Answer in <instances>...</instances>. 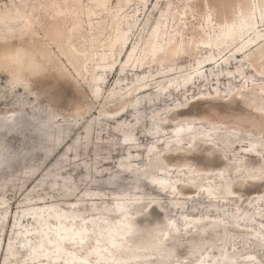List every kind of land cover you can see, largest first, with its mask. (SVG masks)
Here are the masks:
<instances>
[{
    "label": "rangeland",
    "instance_id": "obj_1",
    "mask_svg": "<svg viewBox=\"0 0 264 264\" xmlns=\"http://www.w3.org/2000/svg\"><path fill=\"white\" fill-rule=\"evenodd\" d=\"M12 1L0 0V14L6 6L16 9ZM14 1L19 3V0ZM84 1L88 2V0ZM226 1L111 0L113 10L110 13L100 9L101 14L92 17L95 23L104 22L102 25H107L99 35L93 36L92 31L75 30L72 36V42L78 50L89 49L90 53L103 52L106 49L103 46L108 44L107 40L111 32H114L110 24L115 13L123 8L124 13L131 16L133 27L129 33L128 49L121 53L120 47H115V56L109 59L116 63L115 67L105 73V82L100 81V97L97 99L93 95V76L100 70L95 67V63L88 62L87 72L79 75L75 71L58 44L47 35L51 23L50 14L52 12L50 10L42 9L41 20L45 23V28L37 21L39 19L37 13L29 14L34 23L28 27H24L23 23L16 18L17 13L13 14L15 20L6 18V21H3L0 15V58L6 54L25 52L39 64L36 70H30L28 73L31 88L29 91L19 87L10 89L13 78L9 71L13 70V67H0V155L15 149L25 153L22 162H17L9 157L8 170L0 174L4 185L0 194L8 201L5 207H0V218H2L0 221L2 230L0 232V264L5 257L4 248L15 234V230L21 232V234H15L17 239L12 242L19 252L18 259L23 260L21 264H34L26 255V247L28 248L30 244L36 245L39 241L38 237L45 233L44 229L47 227L43 229L36 222L37 218H41L39 213L42 211L39 206L35 208L31 204L44 203L46 205V203L57 202L59 210L73 206L81 218L91 219L105 208L114 209L115 206L112 203L115 199L124 197L127 192H129L128 198L136 203L129 209V217L138 220L137 229L140 231H136L137 235L143 238L145 236L143 230L147 228L151 229L154 234L150 249H144L143 244L133 245L135 253L145 256L140 260V264H251L248 262L251 259V254L255 256L252 259H256L258 264H264L263 242L250 234L253 229L241 226V230L237 231L229 221L222 220L233 213L238 216L244 212L252 214L250 209L255 204L264 203V161L258 157L245 155L243 146H248L250 140L242 139L227 152H224L218 145L204 144L200 140L196 141L195 149L188 147L189 143L186 140L183 149L163 150L164 142L161 141L159 143L161 150L158 154L160 166L189 164L186 166L187 168H181V170L185 169L187 174L184 171L179 172L178 167L173 168L169 174L175 177L173 180L176 184L175 192L177 191V193L175 194H162L145 180L140 182L139 189L133 191L131 189L132 176L125 172L120 175L115 184L107 185L109 178L107 173L116 172V162L126 151L120 145V135L123 133L115 130L114 126L115 123L120 125L119 121L114 118L110 119L111 116L101 115V113L119 112L125 105H127L126 111L142 107L135 112L140 117L144 116L139 124L134 122L131 125L138 137V149L140 150L139 155L136 154L134 158L133 156L131 158L136 166L145 163L147 159L145 151L149 145L155 143L154 136L158 138L163 135L168 138L172 136L173 120H177V118L189 119L197 123H208L207 125L216 123L220 125L223 132L227 128L239 127L242 129L238 131L239 134L241 136L249 134V139L264 136V75H259L253 67L264 64V57L258 61L255 60L260 54L259 45L252 44L246 50L247 53H241L238 49L242 45L240 41L226 51L223 58L217 57L219 60L217 65L200 69L205 78H197L200 75L197 72L200 68L198 62L214 56L211 50L215 49V47L196 43L204 38V30L209 31L208 26L204 27V19L209 15L211 18L212 16L215 19L218 16L220 18L225 12L224 2L226 4ZM232 1L238 3L240 0ZM242 1L247 2V0ZM250 1L258 4L262 0ZM233 11H237V9H233ZM168 12H170L169 18L172 22L166 29L169 32L168 38L175 37L177 42L184 43L189 47L196 43L197 48L178 54L174 63L164 61L166 54L162 52L154 59H149L150 64H145L141 68L125 67V63L122 62L127 60L128 50L135 44H139V49L144 48L149 31L161 16ZM179 16H182V21H179ZM84 21V26L89 29V18L85 17ZM76 22L78 20L73 19L68 24L74 27ZM257 30L264 31V25L261 24ZM92 39L95 41L92 42ZM138 51L140 52V50ZM215 53L218 52L215 50ZM247 56H249L248 59ZM243 63H246L247 78L245 79L244 76L238 77L237 66ZM192 75H194V84L189 83L186 88L178 86L177 82H182L183 77ZM143 76L149 77L151 85L147 90L150 91L148 94L138 95L140 92L135 93L133 90L143 83L142 80H139ZM229 77L232 79L228 80ZM163 86L168 87L167 95L162 94L164 91L161 87ZM117 87L123 89L117 90ZM181 89L183 90L181 91ZM129 90L131 93L127 95ZM4 91L8 94L7 96H4ZM169 91L171 92L169 93ZM116 95L118 96L116 97ZM158 97H162V99L154 103L153 106L146 102L141 103ZM107 101L110 103L106 104ZM175 103L178 107H171V104ZM24 104L29 107L27 112L22 110ZM169 109H171L170 114L167 115L169 120H161V126L152 130L153 125H149L148 122L151 114L156 116L157 113ZM15 112L28 117L30 128L9 131L14 123ZM124 113L125 110L120 111L116 117H119L120 121H128V123L135 119L132 112ZM88 121H93L89 139L83 135V127ZM41 124H45L54 135L58 128L63 130L70 128L71 135L65 143L74 138L78 139V148L69 150L64 160L56 167H53L52 164L64 154V148L59 146L54 149L55 142L45 140V137L36 131V127ZM157 131L158 134L153 135ZM88 140L89 143H87ZM214 143L218 142L214 141ZM50 147L53 148V152L47 154V149ZM163 156L167 158L168 162L164 161ZM84 166H88L90 169L86 176L84 175ZM23 168L36 169V176L25 180L20 179L18 174ZM143 168H141L143 175H158L160 173L152 164ZM98 169L102 171L99 177L96 174ZM220 170L226 175V182L216 175ZM193 173L198 179L195 181V186L187 188L185 182L180 180V176L189 179ZM42 174L46 175L45 182L36 186L35 181ZM55 182L58 184L53 186ZM196 185L208 186L212 191L211 195L207 197L205 195L207 190H198ZM225 185H230L233 193L228 198L222 199L221 191L225 190ZM28 190H32L30 198L23 203ZM67 191L71 193L69 196L66 195ZM87 191L90 196L84 198L83 192ZM40 197L43 198L40 199ZM73 200L78 202L71 204ZM153 201L161 206L157 208L154 203L149 204L147 212L150 214L146 216L144 214L146 206ZM173 201L179 204L176 207L170 206ZM94 205L97 206V210H93ZM20 207H27V209ZM6 208H8V213H5ZM183 213L187 215V220L206 215L197 224L201 226L215 221L222 222L227 226L229 233L226 234L219 228L210 227L204 234V238L198 239L196 235L201 230L194 226L188 228L182 226L179 219ZM3 214L7 215L4 217ZM16 214L17 220H15ZM97 218L100 219L102 225L113 229L119 228L121 224L118 215L113 213ZM171 218L176 219L179 223V232L173 235L172 241L166 242L170 231L166 232L165 225ZM258 218L261 221L254 222V225L262 226L264 218ZM49 220L53 221L54 218L51 217ZM16 223L18 224L15 225ZM50 225L54 229V225ZM82 227L83 225L78 224L74 229ZM24 231L25 234H23ZM210 231L215 235H211ZM98 233L99 228L89 226L88 238L85 241L86 247L81 251L78 250L80 254L87 253L94 247V244L97 243ZM53 234L51 232V236ZM27 236L32 239L27 240L28 245L25 246L22 240H26ZM173 241H177L180 245V250L177 253L171 250ZM73 243L67 241L70 252L77 250V245ZM191 243L195 247V253L187 254L184 249ZM49 246L51 245L49 244ZM51 251L48 249L46 253L52 258L54 254ZM167 253L169 257L164 256ZM223 255L229 256L224 260L225 263L220 262ZM126 257L127 254H123L122 258L126 260ZM11 259L13 258L11 257ZM90 259L95 262L92 255H90ZM127 261H125L126 264H131V261L129 263ZM203 261H207V263Z\"/></svg>",
    "mask_w": 264,
    "mask_h": 264
},
{
    "label": "bare ground",
    "instance_id": "obj_2",
    "mask_svg": "<svg viewBox=\"0 0 264 264\" xmlns=\"http://www.w3.org/2000/svg\"><path fill=\"white\" fill-rule=\"evenodd\" d=\"M110 1L111 0H88V2L84 0H19V3H17L16 1L13 0L12 4L14 5V7H16V9L6 6L5 10H1L2 14L0 15L3 21H6V18L10 20H15V16L13 14L17 13L18 16L16 18H18L23 23L24 27H28V26H32L34 23L29 17V14L32 13V15H35V13H37L39 15V19H37V21H39L41 26L44 27L45 23L41 20L42 9L50 10L52 12L50 14L51 23L48 28L47 35L51 38L52 41L58 44V47L65 55L67 61L74 67L75 71L79 75L87 72L88 62L95 63V67L98 70H100L98 74H94L93 76V82H94L93 95L94 98L97 99L100 97V90H101L99 85L100 81H102V83L105 82L106 80L105 73L108 70H113V68L115 67L116 63L109 60L110 58L115 56L116 53L115 47L119 46L121 53L124 50L128 49L127 45L130 40L129 33L133 27V22H131L130 20L131 16L124 13L123 8H120L115 13L112 23L110 24L111 27L114 29V32H111L110 37L107 40L108 44L106 46H103L108 51L106 49H104L103 52L96 51L94 53H90L89 49L85 51H80L73 44L72 36L75 30L92 31L93 36L99 35L100 32L107 27V25L103 26L102 24H104V22L95 23L92 17L100 15L101 14L99 12L100 9H103L108 13H110L113 10ZM224 6H225V10H224L225 12L220 18L219 16L216 19L213 18V16L211 18V16L209 15L204 19V27L208 26L209 31L206 32L204 30V38L200 40V42L197 41L196 43L197 44L201 43L203 46H207V47H215V49L212 48L211 50L214 56L204 61L200 60L198 62V67L200 68H198L197 72L198 74L200 73V75H198V77L196 76L197 78H201V79L205 78V76L202 75V71L200 69L204 67H214L215 65H217L219 61L217 57L221 56V58H223V54L226 51H228L232 46L239 43L240 41L242 45L238 49L241 53H247L246 50L249 48V46H251L252 44L254 45L257 44L259 45L258 51H260L259 52L260 54L256 57L255 60L258 61L260 58L264 57V31L257 30V28H260L261 24L264 25V0H262L258 4L253 3L250 0H247V2H243L242 0H240L238 3H235L232 0H227L226 4L224 2ZM233 9H237V11H233ZM169 16H170V12L164 13L161 16L160 20L155 24V26L152 27L151 31H149L148 39L145 42L144 48L139 49V44H135L134 46L131 47V49L128 50V53L126 55L127 60L122 62L125 63L126 65L125 67L141 68L145 64H150L148 62L149 59H154L159 53L162 52H165L166 54L164 61H172L174 63L175 58L177 57L178 54H181L184 51H189L197 48L196 43L192 47H189L184 43L177 42L175 37L168 38L169 32H167L166 29L169 28V26L172 24ZM85 17L89 18L88 21L89 29H86V27L84 26ZM73 19L78 20V22H76L75 24L76 26L74 27L68 24ZM179 21H182V16H179ZM252 35L254 36L252 37ZM94 41L95 40L92 39V42ZM138 50H140V52ZM215 50L218 52L217 54L215 53ZM95 57L97 58L95 59ZM248 57L249 56H247L246 58L248 59ZM38 65L39 64L35 61V59L32 56L27 55V53L25 52H18L16 54H6L4 57L0 58V67H7V68L13 67V70L9 71L11 77L13 78V80L11 79L12 82L10 89H15L16 87H19L26 91L31 90L29 86L30 81L28 78V73L30 70L31 71L34 69L36 70ZM253 67H255V71L258 72L259 75H264V64L259 65L258 67L256 66ZM237 68L239 72L238 77L244 76V79L247 78L246 63L237 66ZM193 77L194 75L189 77H183L182 82L180 81L177 82L179 83L178 86L180 87L183 86L186 88L188 87L189 83L194 84L195 81ZM230 79H232V77L228 78V80ZM139 80H142L143 83H141L137 88H134L133 91L135 93L140 92L138 95L148 94L150 90H147V88H149V86L151 85L149 77L143 76L140 77ZM161 88H163L164 91L162 94L167 95L168 93L166 91L168 87L163 86ZM122 89H123L122 87L121 88L117 87V90H122ZM182 90L183 89H181V91ZM170 92L171 91H169V93ZM130 93L131 92L129 90L127 95H129ZM7 95L8 94H6L5 92L4 96ZM118 95H116V97ZM162 97L160 98L158 97L156 99H150L148 101H142L141 103L144 104L146 102L153 106L154 103L160 101ZM109 103L110 101L106 102V104ZM171 107H178V105L177 103L171 104ZM28 109L29 107L24 104L22 110L27 112ZM140 109H142V107H135L134 109H128V111H126L127 105H125L124 108L119 110V112L125 110V113L132 112L133 115H135V119L132 120L131 123H128V121L126 122L120 121L119 117H116L119 112L101 113V115L102 114L108 115L111 116L110 119L114 118L119 121L118 123L120 125L115 123L114 126H115V130L123 133V135H120L121 138L120 145H122V147H124V150L126 151L125 154L119 157V160L116 162V166H115L116 172L112 174L107 173V175L109 176L107 180L108 186L115 184L116 180L120 177V175L125 172L131 174L132 176L133 184L131 189L133 191L139 189L140 182L142 180H145L146 183H148L156 191L162 194L177 193V191L175 192L176 184L173 182L175 177L170 176L169 174L173 171L172 169L176 167L179 168V172L184 171V173H186V170L185 169L181 170V168H187L186 166H188L189 164L184 163L181 165L178 164L169 165L168 167L160 166V158H158L159 157L158 154L160 153L161 150V147L159 145L161 141L164 142L163 150L166 149L169 150L173 148L180 149L184 146L183 144L186 140H188L189 143L187 146L195 149L197 145L195 144L197 143L196 141L200 140L204 144L208 143V144L218 145L224 150V152H227L230 149H232L233 146L236 143L240 142L242 139L250 140V144L248 146H243L245 155L258 157L264 161V136H258L257 138L254 137L249 139L250 138L249 134H247L246 136H241L239 134L238 131L242 130L239 127L227 128V130L223 132V129L220 127V125L216 123H211L210 125H207L208 123L207 124L203 122L197 123L189 119L177 118V120L176 119L173 120L174 122L172 126L173 127L172 136L170 138L164 135L159 138L154 136L153 139L155 140V143L149 145L145 151V154L147 156L145 163L142 164L141 166L140 165L136 166L134 165L131 158L132 156L134 158L136 154L139 155L140 150L138 149L139 147L137 141L138 137L135 133V130L131 128V125L134 122L135 124H139L142 121V118H144V116L141 115L140 117L135 112V110L139 111ZM170 111L171 109L166 110L165 112L162 113L156 112L157 113L156 116H152L151 114L150 119H148L149 125H153V128L151 129L156 130V127L161 126L160 125L161 120H165V121L169 120L167 119L168 118L167 115L170 114ZM15 114L16 116L14 119V123L9 129L10 132H13L15 130H21L28 127L30 128L31 125L26 115H20L18 114V112H15ZM161 117H165V118H161ZM92 125H93V121H88L83 127L84 130L83 135L87 139H89L90 137ZM36 131L42 134L45 137V140L50 142L54 141L55 142L54 149H56L59 146L60 148H64V154L61 157H59L57 160H55V162L52 164L53 167H56L62 160H64V157L69 150H74L78 148L77 138H74L73 140H70L68 143H65L66 140L71 135L70 128H67V130L58 128L56 135H54L49 130V128L45 126V124H41L36 127ZM156 134H158V131L155 132L153 135ZM149 138L151 139V137ZM214 141H217L218 143H214ZM87 143H89V140ZM52 152H53V148L50 147L47 149V154H51ZM9 157L13 158L17 162H22L23 159L25 158V153L19 151L18 149H15L7 154H1L0 174L1 172H6L8 170ZM148 164H152V166L156 168V170L160 173L158 175H148V174L143 175L141 172L142 171L141 168L147 166ZM89 171H90L89 167L84 166L85 176L88 174ZM101 172L102 171L98 169L96 173L98 177L100 176ZM36 174H37L36 169L23 168V170H21V172L18 174V177H20V179L22 180L23 179L25 180L35 177ZM216 175L222 181L224 180L226 182L227 177L222 170L218 171ZM0 177L2 178L1 175ZM45 177L46 175L44 174L39 176L38 179L35 181L36 186L42 185L45 182ZM197 179L198 177L194 175V173L193 176L189 177V179H184L182 178V176H180V180L185 182L187 188H192ZM57 184L58 183L55 182L53 186H56ZM229 186L227 185L226 187H224L225 190L221 191L222 199L228 198V196L233 193V190ZM3 187L4 185L2 184V180L0 179V192H2ZM197 189L201 191L206 189L207 193H205V195H207V197H209V195H211L212 193L211 189H209L208 186L198 185ZM31 191L32 190H28V192L25 194L23 203L29 200ZM133 191L131 192L133 193ZM70 194L71 193L69 191L66 192L67 196H69ZM125 194L126 195L124 197L115 199L114 203H112V205L115 206L114 209L105 208V210H103L99 214L94 215V218L91 219H88L86 217L81 218V215L77 213L76 208L73 206H70L69 208H65V210L64 209L59 210L58 209L59 205L57 202H52L51 204L46 203V205L44 203L31 204V206H34L35 208L39 206V208L42 211L41 213H39L41 218H37L36 222L39 223L40 226L43 227V229L45 227L47 228L44 229L45 233L40 237H38L39 241L37 242L36 245L30 244L28 248L26 247V251H25L26 255L30 257V260L33 261L34 264H41V262H43V264H104L107 262H109L110 264L112 263L126 264L125 263L126 260H128L127 261L128 263L129 261H131V264H140L141 263L140 260H142V258H144L145 256L138 255L137 253H135L133 245L143 244L144 249H150L154 240V234L151 229L147 228L143 230L145 231V236L143 238H140L139 235H137L136 231H140L137 229L138 220L129 217L130 216L129 209L132 206H135L136 203L132 202V199L128 198L129 192ZM87 196H90L89 191L85 193L83 192V197L86 198ZM42 198L43 197H40V199ZM77 202L78 201L73 200L71 204H76ZM7 203L8 201L4 198L2 194H0V207H5ZM153 203L157 208L161 206L159 203H156L155 201L148 203L144 211V214L146 216L150 214L149 212H147V208L149 207L148 205ZM177 204L179 203L173 201L170 203V206L176 207ZM20 208L27 209V207H20ZM50 209H53V211H50ZM93 210H97V206L94 205ZM250 210H252L250 211L253 212L252 214H250L249 212H244L240 216H238V214L236 213H233L227 215L228 216L227 218H222L221 216L218 217L222 218V220L229 221V223L232 224L234 226V229H236L237 231L241 230L240 228L241 226L253 229L251 230L250 234L255 238L261 239L263 242L262 246L264 247V224H261L262 226H259L257 224L254 225V222L261 221V219H259L258 217L264 218V203L263 204L259 203L258 205L255 204L253 208ZM5 213H8V208H6ZM110 213L118 215V219L121 223L119 228L113 229L112 227H109L107 225H102L100 219L97 218L103 215H109ZM17 214L15 216L16 218L15 220L18 219ZM6 215L7 214H3L4 217ZM51 217L54 218L53 221L49 220V218ZM205 217L206 215H201L191 220H187V215L183 213L182 217L179 220L181 221L182 226L186 228L194 226L198 230H201V232H197L196 238L198 239H203L204 234L208 232V228L210 227L214 229L219 228L221 229V231L226 232V234L229 233L227 230V226L224 225L222 222L215 221V222L207 223V225L202 224L201 226L197 224L199 220ZM1 220L2 218H0V221ZM17 224L18 223H16L15 225ZM50 224L54 225V229ZM78 224L83 225V227L74 229V227ZM89 226L99 228L97 243H95L94 247L91 248L90 251H88L87 253L80 254L78 250L81 251L86 247L85 241L88 238L87 232ZM165 226H166V232L170 231L169 237L166 239V242H170L173 239V235H176L179 232V223L177 222L176 219L171 218L168 219ZM1 231L2 230L0 229V232ZM14 232L15 234H21V232L18 230H15ZM51 232L54 233L53 236H51ZM211 232L212 231H210L209 233ZM15 234H13V237L10 238L9 242H7L4 248L5 257L1 262L2 264H9L10 262L11 264H21V262H23V260L18 259L19 252L15 249L12 243L15 242V240L17 239ZM23 234H25V231L23 232ZM211 235H215V234L211 233ZM31 239L32 237L27 236L26 240L23 239L22 242L25 244V246H27L28 245L27 240H31ZM67 241L74 242L73 244L77 245V250L75 252L68 251ZM49 244L51 246H49ZM48 249L52 250L51 253L54 254L52 258L50 255L46 253ZM171 250L172 252L175 253H177L178 250H180V245L178 244L177 241L172 242ZM184 251H186L187 254H194L195 247L191 243L189 246H187L184 249ZM123 254H127L126 260L125 258H122ZM90 255H92L95 262L91 261ZM164 256L169 257V254L167 253ZM11 257L13 259H11ZM228 257L229 256L227 255H223L222 258L220 259V262L225 263L224 260ZM252 257L255 256L251 254L250 255L251 259L248 262L251 264H258L256 262V259H252ZM203 262L207 263V261H203Z\"/></svg>",
    "mask_w": 264,
    "mask_h": 264
},
{
    "label": "water",
    "instance_id": "obj_3",
    "mask_svg": "<svg viewBox=\"0 0 264 264\" xmlns=\"http://www.w3.org/2000/svg\"><path fill=\"white\" fill-rule=\"evenodd\" d=\"M198 146H199V145H198ZM163 159H164V161L168 162L167 158H165L164 156H163Z\"/></svg>",
    "mask_w": 264,
    "mask_h": 264
}]
</instances>
